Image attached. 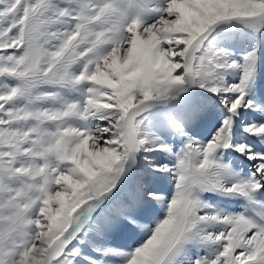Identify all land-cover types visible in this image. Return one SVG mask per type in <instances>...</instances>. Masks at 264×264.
Listing matches in <instances>:
<instances>
[{"label": "snow or ice", "instance_id": "snow-or-ice-1", "mask_svg": "<svg viewBox=\"0 0 264 264\" xmlns=\"http://www.w3.org/2000/svg\"><path fill=\"white\" fill-rule=\"evenodd\" d=\"M0 264H264V0H0Z\"/></svg>", "mask_w": 264, "mask_h": 264}, {"label": "rangeland", "instance_id": "rangeland-1", "mask_svg": "<svg viewBox=\"0 0 264 264\" xmlns=\"http://www.w3.org/2000/svg\"><path fill=\"white\" fill-rule=\"evenodd\" d=\"M235 39H236V49L238 52H241L244 49V47H246L247 41L239 34H236Z\"/></svg>", "mask_w": 264, "mask_h": 264}]
</instances>
